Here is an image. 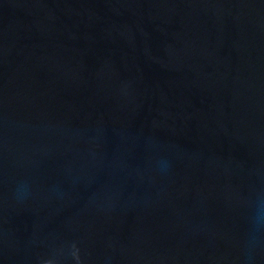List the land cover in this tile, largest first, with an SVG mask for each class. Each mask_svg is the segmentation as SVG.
I'll list each match as a JSON object with an SVG mask.
<instances>
[{"label": "water", "instance_id": "95a60500", "mask_svg": "<svg viewBox=\"0 0 264 264\" xmlns=\"http://www.w3.org/2000/svg\"><path fill=\"white\" fill-rule=\"evenodd\" d=\"M0 264H264V0H0Z\"/></svg>", "mask_w": 264, "mask_h": 264}]
</instances>
